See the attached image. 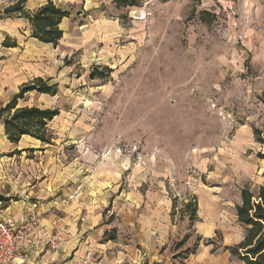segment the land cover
<instances>
[{
  "label": "rangeland",
  "instance_id": "rangeland-1",
  "mask_svg": "<svg viewBox=\"0 0 264 264\" xmlns=\"http://www.w3.org/2000/svg\"><path fill=\"white\" fill-rule=\"evenodd\" d=\"M52 1L70 14L36 62L57 93L27 92L18 106L58 109L48 129L67 158L113 152L135 187L166 192L164 262L238 244L240 191L264 183V0Z\"/></svg>",
  "mask_w": 264,
  "mask_h": 264
},
{
  "label": "crops",
  "instance_id": "crops-1",
  "mask_svg": "<svg viewBox=\"0 0 264 264\" xmlns=\"http://www.w3.org/2000/svg\"><path fill=\"white\" fill-rule=\"evenodd\" d=\"M45 1L26 0L25 8L33 10ZM30 28L25 18L0 19L4 50L0 52L1 106L23 83L41 76L36 59L42 50L53 47L30 37ZM5 38L15 46H2ZM49 133L50 143L28 135L12 143L0 121V194L6 198L0 201V218L20 220L33 206L41 214L38 241L22 246L13 264H171L163 261L159 250L169 230L171 202L166 192L161 187L144 192L135 187L129 176L123 175L126 169L118 161L120 155L113 152L100 160L99 154L92 153L83 159L77 155L67 158L54 146ZM111 156L114 159H108ZM77 187L79 195H75ZM105 211L111 212L114 220L106 219ZM201 230L210 233L212 225ZM56 233L58 244L53 250L47 242ZM223 247L216 252L203 246L182 264H237Z\"/></svg>",
  "mask_w": 264,
  "mask_h": 264
},
{
  "label": "trees",
  "instance_id": "trees-1",
  "mask_svg": "<svg viewBox=\"0 0 264 264\" xmlns=\"http://www.w3.org/2000/svg\"><path fill=\"white\" fill-rule=\"evenodd\" d=\"M25 2L26 0H12L9 5L0 9V19L13 17L27 19L31 26L30 37L55 47L63 35L59 24L63 18L69 16V11L56 5L52 0H46L33 10L26 9ZM114 2L123 6L136 5L134 0H114ZM9 40L5 38L2 46H15V43ZM30 91L55 95L57 85L50 84L49 79L44 80L41 77H35L23 83L11 100L4 106H0V121L3 123L4 133L8 141L12 143H17L23 135H28L43 143H50L51 135L47 125L59 114V111L55 108L38 106L17 107V99H21L25 93ZM260 100L264 104V89ZM259 135L258 142L263 145V153L259 154V157L264 159V136ZM5 200L6 198L0 194V201ZM186 208L190 209V219L195 220V202L186 204ZM235 215L244 228L243 239L234 246L223 248L228 249L244 264H264V183L259 185L255 192L246 188L240 191V202L235 206Z\"/></svg>",
  "mask_w": 264,
  "mask_h": 264
},
{
  "label": "built area",
  "instance_id": "built-area-1",
  "mask_svg": "<svg viewBox=\"0 0 264 264\" xmlns=\"http://www.w3.org/2000/svg\"><path fill=\"white\" fill-rule=\"evenodd\" d=\"M80 192L81 189L77 187L75 195ZM40 222L41 214L36 206L20 220L13 217L0 218V264H13L22 246H33L38 241ZM47 243L50 249H56L58 234L53 235Z\"/></svg>",
  "mask_w": 264,
  "mask_h": 264
}]
</instances>
